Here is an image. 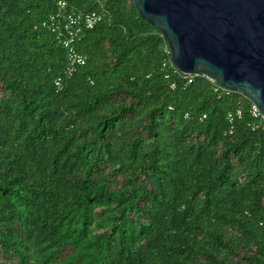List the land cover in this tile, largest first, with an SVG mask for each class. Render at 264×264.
<instances>
[{"label":"trees","instance_id":"obj_1","mask_svg":"<svg viewBox=\"0 0 264 264\" xmlns=\"http://www.w3.org/2000/svg\"><path fill=\"white\" fill-rule=\"evenodd\" d=\"M67 2L102 17L58 89L51 0H0V264H264L251 100L163 67L132 0Z\"/></svg>","mask_w":264,"mask_h":264},{"label":"water","instance_id":"obj_2","mask_svg":"<svg viewBox=\"0 0 264 264\" xmlns=\"http://www.w3.org/2000/svg\"><path fill=\"white\" fill-rule=\"evenodd\" d=\"M184 74L205 73L264 115V0H132Z\"/></svg>","mask_w":264,"mask_h":264},{"label":"built area","instance_id":"obj_3","mask_svg":"<svg viewBox=\"0 0 264 264\" xmlns=\"http://www.w3.org/2000/svg\"><path fill=\"white\" fill-rule=\"evenodd\" d=\"M54 10L41 20L36 27L45 28L54 34L57 43L66 50V63L62 70V74L54 79V84L58 89L62 88L63 80L70 77L79 66H83L86 61L85 55L80 53L76 44L82 39L87 30L92 29L101 19L102 15L97 10H78L69 5L67 0H51ZM164 59L163 67L173 68L179 72L173 65L170 55V48L167 43L163 48ZM183 77L187 78L188 82H192L194 77L200 76L212 84L214 91L226 89L220 85L213 77L205 73L184 74L179 72ZM167 76V75H165ZM174 87V84H171ZM228 90V89H227ZM251 115L264 121V115L256 105L251 101ZM241 110L237 108L234 113H229V119L232 121L234 116H240ZM264 130V124L262 126Z\"/></svg>","mask_w":264,"mask_h":264}]
</instances>
